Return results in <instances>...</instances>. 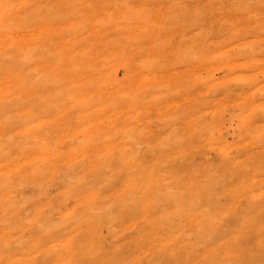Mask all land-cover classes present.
Instances as JSON below:
<instances>
[{"label": "bare ground", "instance_id": "1", "mask_svg": "<svg viewBox=\"0 0 264 264\" xmlns=\"http://www.w3.org/2000/svg\"><path fill=\"white\" fill-rule=\"evenodd\" d=\"M0 264H264V0H0Z\"/></svg>", "mask_w": 264, "mask_h": 264}]
</instances>
